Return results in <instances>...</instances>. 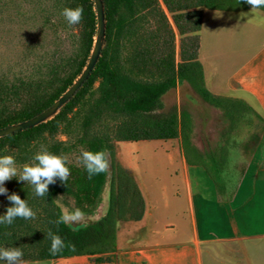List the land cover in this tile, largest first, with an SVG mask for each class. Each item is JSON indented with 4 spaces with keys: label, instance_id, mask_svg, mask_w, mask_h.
I'll use <instances>...</instances> for the list:
<instances>
[{
    "label": "rangeland",
    "instance_id": "1",
    "mask_svg": "<svg viewBox=\"0 0 264 264\" xmlns=\"http://www.w3.org/2000/svg\"><path fill=\"white\" fill-rule=\"evenodd\" d=\"M158 2L165 10L162 1ZM76 5L77 0H0V85L7 84L10 88L19 86L21 97L0 117L11 115L25 105L47 101L58 90L67 89L68 83L78 77L77 70L86 64L95 34L89 46L90 35L85 23L81 21L78 25L70 26L62 16L65 7L75 8ZM136 6V17L130 31H124L123 24L128 16L123 5L108 20L104 18L105 34L101 52L108 66L118 74L150 81L157 78V73L141 65L135 53L142 32L154 28L158 19L144 4L138 2ZM165 13L175 33L174 58L178 61L180 36L169 13L166 10ZM234 18L229 16L228 11L206 9L199 31L198 56L205 63L209 79L216 82L220 90L228 88L233 72L259 51L264 42V34L259 32L258 22L232 21ZM103 90L104 81L96 76L75 98L71 109L59 113L54 133L49 134L43 130L20 139L14 146L7 144L0 148V155L15 157L18 168L31 162L42 145L49 151L52 148L54 154L67 155L70 161L67 165L70 169L67 184L59 180L51 184L56 192L49 197L48 194L45 197L36 196L30 184L15 177L5 182L4 187L8 193L15 192L21 199H25L36 216L29 220L17 217L11 225L0 224V229L12 232L11 237L0 242V247L24 245L25 234L43 229L47 198L59 206L62 215L65 210L73 212L77 208L84 213L80 221L68 223L74 228L97 219L105 212L107 182L98 195H93L90 178L85 168L77 163L82 149L94 152L90 145L94 130L86 127V122L93 117ZM161 100L163 110L169 117L180 119L185 115L189 118L190 139L195 146L206 153L218 150L222 144V135L227 132V121L218 107L202 100L184 80L178 81L175 87L164 93ZM100 124L102 132L106 134L114 126V122L108 118L101 120ZM263 127V119L253 113L229 132L237 142L231 147L227 163V170L233 173L232 180L243 174L256 149L259 156L263 157L259 167H264V149H261L260 144ZM113 146L115 159L128 169L140 189L144 207L151 213L146 217L147 224L155 219L172 220L170 205L182 198L179 177L175 174L179 169L178 156L181 154L178 139L114 141ZM10 206L7 196L0 194V215H4ZM122 221L117 220L116 227ZM109 256L110 262L104 264H116L117 255L111 253ZM22 261L23 264H90L93 258H22Z\"/></svg>",
    "mask_w": 264,
    "mask_h": 264
},
{
    "label": "trees",
    "instance_id": "2",
    "mask_svg": "<svg viewBox=\"0 0 264 264\" xmlns=\"http://www.w3.org/2000/svg\"><path fill=\"white\" fill-rule=\"evenodd\" d=\"M104 18L108 20L118 8L123 5L128 20L123 24L124 31H130L136 17L137 3L144 4L151 9L158 19L154 28L142 32L138 39L136 59L144 67H150L157 73V78L141 81L118 74L110 68L100 53L89 76L57 113L44 122L32 127L0 136V148L5 145L14 146L20 139L28 138L33 133L43 130L52 134L57 129L56 118L59 113L69 110L73 101L89 82L96 76L104 81L101 101L95 113L86 123V127L94 130L90 145L94 152L103 150L109 158L107 173L92 176L90 189L93 195H98L103 185L108 184L107 207L97 219L88 221L76 228L68 223L59 222L62 212L50 198L45 203L46 223L39 231H30L23 237V259H56L87 255L93 258L90 264H104L110 262V253L116 246V221L139 220L144 213V200L138 185L128 169L122 167L115 159L114 141L147 140V139H178L181 155L188 165L203 167L214 184L218 197H231L236 180H232L233 173L227 170L230 158V148L237 142L229 135L242 119L253 114L250 106L240 100L228 96L215 95L204 86L203 69L198 60L199 29L201 25L202 7L217 10H238L249 7L244 0H161L165 10L169 13L172 23L180 36V59L174 58V30L168 21L165 10L158 0H102ZM82 5L84 16L82 21L89 30V46L96 24L93 0H77V6ZM264 10V9H261ZM108 25H106V32ZM90 49V48H89ZM79 68L77 72L82 71ZM77 73V75H79ZM186 81L202 100L218 107L227 121V132L222 135V144L217 151L203 152L190 139L191 125L189 118L182 115L180 119L169 117L163 110L161 97L169 89L176 86L178 81ZM72 81L68 83L70 86ZM66 88L58 90L47 101L25 105L15 110L11 115L0 117V127L25 120L49 106ZM20 87L10 88L7 84L0 85V114L17 102ZM16 98V99H15ZM108 118L114 122L109 134L102 132L101 120ZM52 148L50 152H52ZM56 192V188L49 185L48 197ZM60 235L65 247L53 255L50 252L48 232ZM12 232L0 229V242L11 237ZM0 262H6L0 260Z\"/></svg>",
    "mask_w": 264,
    "mask_h": 264
},
{
    "label": "crops",
    "instance_id": "3",
    "mask_svg": "<svg viewBox=\"0 0 264 264\" xmlns=\"http://www.w3.org/2000/svg\"><path fill=\"white\" fill-rule=\"evenodd\" d=\"M206 9L202 7L201 25ZM219 11L235 16L232 21L258 22L259 32L264 34V10L251 12L249 6ZM198 60L209 92L246 102L264 121V42L233 72L225 90L209 79L204 61L199 56ZM260 144L264 149V127ZM178 158L175 174L182 198L170 205L173 219H155L147 224L146 217L151 213L144 207L141 219L122 221L116 229L112 252L117 255L116 264H264V167H259L263 157L258 149L243 174L234 179L236 187L228 199L218 197L203 167L188 165L181 154ZM73 257L90 256L68 258Z\"/></svg>",
    "mask_w": 264,
    "mask_h": 264
},
{
    "label": "clouds",
    "instance_id": "4",
    "mask_svg": "<svg viewBox=\"0 0 264 264\" xmlns=\"http://www.w3.org/2000/svg\"><path fill=\"white\" fill-rule=\"evenodd\" d=\"M251 6V12L264 9V0H244ZM62 16L68 25L74 26L81 23L84 16V8L79 5L75 8L65 7L62 10ZM242 16L247 15L241 13ZM70 163L67 155H57L50 152L47 147L41 146V149L34 154L31 162L25 163L18 168L13 155H0V194L6 195L11 202L4 215H0V224L11 225L19 217L25 220L34 219L36 213L29 207L25 199H21L15 192L9 194L4 187L6 181L17 178L33 187L34 194L38 197H45L48 193L49 185L55 184L59 180L66 185L70 176V169L67 166ZM77 163L82 165L89 178L101 173H107L109 170L108 155L103 150L95 152L90 150H81ZM84 216L80 209L73 212L65 210L59 222H77ZM50 240V252L55 255L65 247L63 238L51 231L48 232ZM23 251L18 247H0V260L6 261V264H23Z\"/></svg>",
    "mask_w": 264,
    "mask_h": 264
},
{
    "label": "water",
    "instance_id": "5",
    "mask_svg": "<svg viewBox=\"0 0 264 264\" xmlns=\"http://www.w3.org/2000/svg\"><path fill=\"white\" fill-rule=\"evenodd\" d=\"M96 16V33L95 39L92 45V49L88 60L78 75V77L72 82V84L60 95L58 96L49 106L36 113L35 115L3 127H0V136H4L16 131H20L29 127H32L38 123L44 122L51 118L59 108L73 96V94L80 88L86 78L89 76L91 70L93 69L103 45V39L105 34V24H104V13H103V1L93 0Z\"/></svg>",
    "mask_w": 264,
    "mask_h": 264
}]
</instances>
